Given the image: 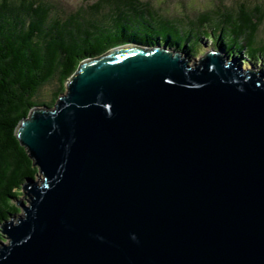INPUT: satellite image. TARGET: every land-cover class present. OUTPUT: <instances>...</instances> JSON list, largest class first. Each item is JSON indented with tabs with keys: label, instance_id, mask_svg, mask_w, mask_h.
I'll list each match as a JSON object with an SVG mask.
<instances>
[{
	"label": "water",
	"instance_id": "95a60500",
	"mask_svg": "<svg viewBox=\"0 0 264 264\" xmlns=\"http://www.w3.org/2000/svg\"><path fill=\"white\" fill-rule=\"evenodd\" d=\"M186 59L115 47L19 123L0 264H264V74Z\"/></svg>",
	"mask_w": 264,
	"mask_h": 264
},
{
	"label": "trees",
	"instance_id": "16d2710c",
	"mask_svg": "<svg viewBox=\"0 0 264 264\" xmlns=\"http://www.w3.org/2000/svg\"><path fill=\"white\" fill-rule=\"evenodd\" d=\"M263 23L264 6L253 4L175 18L142 0H96L67 15L48 0H0V223L20 213L13 200L38 173L16 128L33 108L54 106L81 61L125 44L160 46L190 59L209 42L213 51L264 74ZM53 83L50 97L39 100Z\"/></svg>",
	"mask_w": 264,
	"mask_h": 264
},
{
	"label": "rangeland",
	"instance_id": "374dc122",
	"mask_svg": "<svg viewBox=\"0 0 264 264\" xmlns=\"http://www.w3.org/2000/svg\"><path fill=\"white\" fill-rule=\"evenodd\" d=\"M48 1L51 4L55 5L57 9L61 10L66 15L72 12H76L80 9H85L96 2V0H48ZM142 1L149 2L153 7L158 9L163 15L168 17H175V18L181 16L194 18L198 13L215 8H220V6L231 7L233 9H236V7L239 4H243L246 6L252 4L256 6L259 5L261 7L264 6V0H142ZM263 35H264V23L260 27V31L258 33V36L260 38H263ZM209 46L210 43L205 42L202 51H200L197 56L195 55L194 58H190V59L187 58L189 61L188 64L192 66L195 62H198L200 59H202L204 55L207 53V51H211V50L213 51V49L210 48ZM170 51L176 53L173 50ZM231 61H235L234 67L238 65L237 60L231 59ZM54 89H55L54 83L50 86H46L42 88L40 92L39 100H44L50 97L51 92ZM19 198H24L23 202L25 201L26 206H28L27 203L28 198L22 197V195H20ZM4 243H6V240H4Z\"/></svg>",
	"mask_w": 264,
	"mask_h": 264
}]
</instances>
